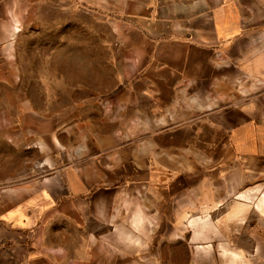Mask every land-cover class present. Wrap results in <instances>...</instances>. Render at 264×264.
I'll use <instances>...</instances> for the list:
<instances>
[{"label": "crops", "instance_id": "0c3cea01", "mask_svg": "<svg viewBox=\"0 0 264 264\" xmlns=\"http://www.w3.org/2000/svg\"><path fill=\"white\" fill-rule=\"evenodd\" d=\"M37 1L0 0V264H25V228L43 217L41 205L64 224L62 242L51 238L48 246L63 250L66 264H110L103 254L115 249L98 242L99 230L111 221L112 234L130 235L114 221L120 209L140 213L133 212L136 195L149 197L145 220L160 207L162 218L176 221L161 232L175 236L162 249L175 256L163 264H264V37L251 38L259 51L249 63L248 36L237 33L245 23H129L118 36L124 52L113 58L116 82L100 101L103 115L96 125L82 114L73 120L71 110L47 119L54 142L57 123L73 136L63 145L69 162L62 178L25 196L2 160L9 140L23 147V88L10 84L9 105L2 81L18 74L14 33ZM9 106L19 111L13 121ZM111 264L120 262L112 257Z\"/></svg>", "mask_w": 264, "mask_h": 264}, {"label": "rangeland", "instance_id": "374dc122", "mask_svg": "<svg viewBox=\"0 0 264 264\" xmlns=\"http://www.w3.org/2000/svg\"><path fill=\"white\" fill-rule=\"evenodd\" d=\"M27 7L14 33L11 59L14 68L15 62L18 64V74L2 81L8 84L9 105L14 101L10 98V84L17 81L23 88V147L16 149L9 140L2 160L6 158L8 176L13 183L17 179L24 184L25 196L38 190L44 181L62 178V168L69 162L63 155V145L70 138L62 132L63 123L55 124L58 140L54 142L52 134L49 137L47 133V119H63L65 112L71 110L67 115L73 120H79L82 114L91 118V125H96L103 115L100 101L116 82L113 58L124 52L120 50L118 36L128 33L129 23H245L237 33L241 31V35L248 36L249 63L254 59L251 55L259 51L251 38L264 37V0H38ZM4 94L0 92V99ZM15 111L8 107L12 121L19 117V111L18 116ZM33 118H39L40 124L32 125ZM15 126V123L8 125L9 138H15ZM70 139L73 140L72 135ZM73 155L72 162H75L78 157ZM151 196L152 200L160 198L158 193ZM135 198L133 212L140 213L120 209V218L114 221L121 233L129 229L130 235L112 234L111 221L109 224L105 221L99 230L102 235L97 236L98 242L105 249L111 250L110 245L115 249L114 252L105 250L104 261L111 264L115 257L120 264H163V260L175 256V252L162 250L166 244L175 243V236L161 232L163 228L167 232L172 230L176 221L162 218L165 214L160 207H153L152 219L145 220L142 202L149 197L136 195ZM41 207L43 217L37 223L34 220L33 228H25V264H49L47 256L66 264L64 251H53L48 246L51 238L62 242L64 224L54 222L44 205ZM27 212L31 211H25V218H28ZM128 215L131 218H124ZM33 245L35 250L31 248ZM91 254L89 261L95 259ZM28 256L32 257V263L27 262Z\"/></svg>", "mask_w": 264, "mask_h": 264}]
</instances>
